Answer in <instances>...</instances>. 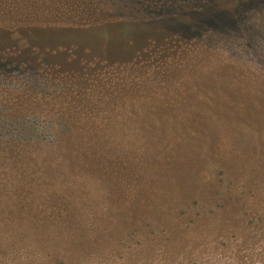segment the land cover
<instances>
[{
    "label": "rangeland",
    "instance_id": "obj_1",
    "mask_svg": "<svg viewBox=\"0 0 264 264\" xmlns=\"http://www.w3.org/2000/svg\"><path fill=\"white\" fill-rule=\"evenodd\" d=\"M240 1L0 0V117L50 145L88 127L63 116L186 134L130 137L140 242L0 222V264H264V0Z\"/></svg>",
    "mask_w": 264,
    "mask_h": 264
},
{
    "label": "trees",
    "instance_id": "obj_2",
    "mask_svg": "<svg viewBox=\"0 0 264 264\" xmlns=\"http://www.w3.org/2000/svg\"><path fill=\"white\" fill-rule=\"evenodd\" d=\"M254 1H240L236 7ZM65 118L61 117L64 122H87L88 127L60 130L50 145L40 137L34 139L15 116L0 117V222L33 230L58 228L68 243L82 248L140 242L145 230L137 198L145 184L127 168V162L135 164L136 159L130 137L150 148L160 142L151 153L139 152L155 158L159 145L186 144L185 131L165 133L149 127L127 136L125 130L103 129L101 123L110 121L107 116ZM158 119L150 116L147 123L168 121Z\"/></svg>",
    "mask_w": 264,
    "mask_h": 264
}]
</instances>
